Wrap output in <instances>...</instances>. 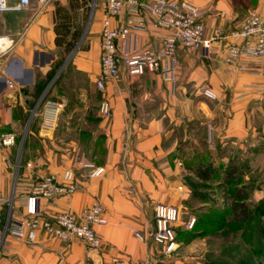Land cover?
<instances>
[{
    "label": "crops",
    "instance_id": "0c3cea01",
    "mask_svg": "<svg viewBox=\"0 0 264 264\" xmlns=\"http://www.w3.org/2000/svg\"><path fill=\"white\" fill-rule=\"evenodd\" d=\"M179 1L203 12L205 38L211 41L213 55L203 49L197 51L199 55H189L188 48L179 47L172 82L153 72L132 77L123 67L120 80L109 82L103 92L96 85L103 0L95 9L90 0H32L24 11L0 12V36L11 44L0 57V75L8 69L15 81V89L10 90L0 80V136L14 133L17 137L25 114L37 104L38 135L45 144L39 161L27 158L18 172L7 162H14V148L6 150L0 144V194L11 200L16 184L28 185L49 174L63 181L65 173L72 171L79 189L53 205L41 200L37 208L44 218L52 221L54 213L64 212L80 215L99 203L108 220L107 225L94 227L102 236L99 248L80 239L60 240L44 229L35 242L8 233L0 248V264H134L149 258L193 264L208 248L206 235L197 230L190 239L193 227L187 225L211 208H205L210 202L203 190L208 182L245 187L252 206L263 204L264 65L228 64L223 50L232 40L230 33L241 27L249 12L256 10L264 18V0ZM90 13L92 20L84 34ZM124 22L122 18L116 24ZM162 36L151 28L132 43L159 50ZM69 61L72 68L66 73ZM59 83L83 86L72 100L58 89ZM206 90L215 98L207 97ZM94 94L100 98L97 104L91 101ZM104 97L111 106L108 117L99 111ZM48 114L55 116L47 126ZM66 133L74 134L71 144L58 145L56 141ZM82 133L89 137V145L79 153ZM87 164L104 171L90 178L92 169ZM208 166L210 179L205 180L197 172ZM233 170L229 179L227 173ZM158 203L180 208L177 233L181 238L187 235V240L178 238L179 248L170 257L150 239ZM12 204L11 209L10 202H0V231L11 216L29 217L19 198Z\"/></svg>",
    "mask_w": 264,
    "mask_h": 264
},
{
    "label": "built area",
    "instance_id": "2783aa9c",
    "mask_svg": "<svg viewBox=\"0 0 264 264\" xmlns=\"http://www.w3.org/2000/svg\"><path fill=\"white\" fill-rule=\"evenodd\" d=\"M46 3L47 0H39ZM83 1V0H81ZM91 8L95 9L98 0H90ZM105 16L101 29V55L100 75L96 81L97 88L105 91L106 85L111 81L121 78L122 68L132 77H140L147 72L159 73L165 81L172 82L175 78L176 55L179 47L203 49L209 53L211 41L205 38V26L202 22L203 12L197 7L179 0H103ZM32 3V0H0L1 11H24ZM125 18V22L118 25L116 21ZM163 33L159 50L151 47H137L133 45L139 33H147L150 29ZM232 39L227 48L225 61L228 64L247 68L249 64L264 65V18L253 10L242 23L241 27L232 33ZM11 44L6 38L0 36V57L8 52ZM0 80L6 83L8 89H15V81L8 69L1 71ZM205 95L215 98V94L209 90ZM57 110V109H55ZM100 114L108 117L111 113L110 102L103 98ZM36 114V113H35ZM48 114L45 125L53 121L55 115ZM17 137L14 133H4L0 136L1 146L9 150L16 146ZM19 157V156H18ZM18 172L21 167V159L17 162L8 161ZM92 172L90 178L103 173L102 168L87 164ZM80 185L72 171H67L63 181H59L55 175H46L28 185L14 188L12 199H5L0 194V202H10L19 198L22 205L29 209V217L17 219L10 217L6 228L0 231V248L5 236H12L35 242L40 230L44 229L53 237L63 241L80 239L91 248L102 246V236L95 230L96 225H107L108 220L101 204L95 203L84 209L80 215L71 213H54L52 221L43 216V212L37 208L41 200L53 205L59 197L71 195L79 189ZM155 229L150 239L161 247L165 256L172 255L178 248L176 223L180 219V208L174 205L158 203L154 205ZM195 219L187 225L192 228ZM137 237L146 241V237L137 233ZM134 264H163L162 261L146 259Z\"/></svg>",
    "mask_w": 264,
    "mask_h": 264
},
{
    "label": "rangeland",
    "instance_id": "374dc122",
    "mask_svg": "<svg viewBox=\"0 0 264 264\" xmlns=\"http://www.w3.org/2000/svg\"><path fill=\"white\" fill-rule=\"evenodd\" d=\"M91 17H92V13H90V17L87 22L86 28L83 31L84 34L87 33L90 27V23L92 20ZM188 49L190 50V53H188L189 55H199V53H197L198 50L193 48H188ZM223 51H224V55H226V49H224ZM207 55H213V52L208 53ZM69 59L72 60L73 55H71ZM71 68L72 65L71 62L69 61V63L66 65L63 71H66L67 73V71ZM62 77L65 76L63 75ZM62 77L60 79H62ZM82 83L83 82H80L79 84ZM81 86L79 85L76 87H72L70 84L61 85V83H59L58 89L66 93L69 99L74 100L75 98H77V96L75 97L74 93L76 90H79ZM91 101L93 104L94 103L97 104L100 101V98L97 94H94ZM38 109H39L38 105L33 104L31 106V112L25 114V120L22 123L20 133L17 135L16 146L13 147L14 148L13 152H15L14 153L15 163L19 158L21 159V164L27 158L31 159L34 163H36L39 161L43 151L45 150L44 141L40 140V137L38 135L39 129L37 126V121H39L40 110L37 115L35 114L37 113ZM73 136L74 134L72 133L61 134L58 141H56V143H58V145L63 147H69V144H71L72 141L71 137ZM88 145H89V137L87 136V134L84 135L82 133L81 136L79 137V147L77 148L79 153L86 152ZM41 150H43L42 153ZM49 175H53V174H49ZM216 183L217 181L213 179L210 182H208L207 184L208 186H206V188L203 189L205 190V193L208 195L210 199V202L207 204L205 208L211 207L213 210L212 213H210V215L215 216L221 221V219H223L222 216L224 213L223 211L228 208V206H226L225 204L227 202L231 203L230 195H233V187L226 188L224 183L221 186H218V184ZM255 206L257 212L256 219L254 220V223H252L250 226L227 223V226L223 228V230H220L219 232L216 233H211V232L207 233L205 245L207 246L208 251L206 252V254H203L202 259L197 258L195 260H192V263L206 264L207 262H211L213 264H264V199H263V206L261 207L260 206L258 207L257 205ZM181 237L178 236V238ZM181 239L187 240V235H185L184 238ZM249 241H251L252 243ZM170 256H166V257H170ZM162 262L163 264H165L164 260H162Z\"/></svg>",
    "mask_w": 264,
    "mask_h": 264
},
{
    "label": "trees",
    "instance_id": "16d2710c",
    "mask_svg": "<svg viewBox=\"0 0 264 264\" xmlns=\"http://www.w3.org/2000/svg\"><path fill=\"white\" fill-rule=\"evenodd\" d=\"M211 166H208L204 171L199 170L197 174L201 176L203 179H210V171ZM235 170L229 171L227 173V177L229 179L233 178V174ZM230 192V191H229ZM231 203L227 209L223 212V219L221 221L215 216L210 215L212 213V208H210L206 213L202 214L194 223L190 239L194 238L193 231L201 230L204 235L207 233H216L220 230H223L227 226V223L237 224V225H247L250 226L254 223L256 219V206H252L249 202V192L245 187H234L233 195H230ZM258 207L263 206V204H256ZM177 233V229H176ZM178 240V233H177ZM251 242V241H249ZM252 243V242H251ZM206 264H213L211 262H207Z\"/></svg>",
    "mask_w": 264,
    "mask_h": 264
}]
</instances>
